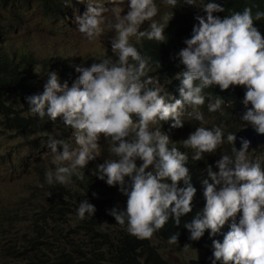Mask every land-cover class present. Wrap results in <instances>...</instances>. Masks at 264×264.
Wrapping results in <instances>:
<instances>
[{
    "label": "clouds",
    "instance_id": "obj_1",
    "mask_svg": "<svg viewBox=\"0 0 264 264\" xmlns=\"http://www.w3.org/2000/svg\"><path fill=\"white\" fill-rule=\"evenodd\" d=\"M7 1L0 45L18 38L25 50L0 48V80L7 65L18 72L4 105L10 119L34 126L11 130L1 110L0 126L48 153V167L27 153L19 162L48 194L54 226L68 223L69 202L76 205L67 235L43 234L37 218L26 239L0 246L1 256L12 260L33 236L50 246L77 237L90 220L88 244L104 264L115 255L170 264L159 247L172 253L183 241L202 253L188 264H264V10L246 0ZM76 5V29L89 42L115 32L108 54L77 64L49 53L35 59L27 51L40 36L34 9L56 23ZM169 26L185 34L162 59L149 45L165 42ZM119 231L135 241L132 251Z\"/></svg>",
    "mask_w": 264,
    "mask_h": 264
},
{
    "label": "rangeland",
    "instance_id": "obj_2",
    "mask_svg": "<svg viewBox=\"0 0 264 264\" xmlns=\"http://www.w3.org/2000/svg\"><path fill=\"white\" fill-rule=\"evenodd\" d=\"M78 10L79 6L72 7L68 18L53 23L51 19H44L38 12L39 9L35 8L29 19L33 26L39 30L40 36L37 41V49L27 51H31L35 59H40L44 53H49L59 56L60 59H65L69 64L83 63L92 57L106 56L115 32L105 30V34L99 40L89 42L76 29L75 15ZM123 13L126 15L127 11ZM109 17H112L111 13H109ZM2 24L4 25L5 22ZM149 26L148 22H144L141 28H149ZM19 43L18 38H12L2 42L0 48L8 54L25 50ZM21 142V136H15L12 131L0 126V246L6 241L26 239L35 219L41 217H43L42 233L47 236L64 237L69 230H74L75 222L71 211L74 210L76 203L69 202L68 223L59 227L54 226L48 217L51 208V202L47 200L48 194L38 189L35 178L25 168L23 169L19 162V156L27 153L32 160H37L40 164L48 167V153L44 148L34 152L30 146ZM68 189L66 186L65 190L68 191ZM12 211L15 212V216L11 214ZM239 215H237V220ZM10 216L13 218L12 221H8ZM93 220L98 222L101 227L106 224L100 215L94 217ZM74 238L76 237L72 236L69 239ZM185 245H188L189 248H184ZM158 250L165 257L171 255L169 257L170 264H188L190 259L202 258V253L194 252L190 245L184 241L175 252L171 253V250L165 247H159ZM0 264L18 263L10 258H4L0 254Z\"/></svg>",
    "mask_w": 264,
    "mask_h": 264
},
{
    "label": "trees",
    "instance_id": "obj_3",
    "mask_svg": "<svg viewBox=\"0 0 264 264\" xmlns=\"http://www.w3.org/2000/svg\"><path fill=\"white\" fill-rule=\"evenodd\" d=\"M7 1V0H3ZM8 0L7 2H9ZM208 2V0H204ZM226 3L233 7L241 3L240 0H225ZM260 9L264 10V0H246ZM6 2V3H7ZM264 28V22H263ZM185 34V32L175 29L173 26H169L166 31V41L165 42H154L150 44L152 50L160 49L162 51V59L165 55L175 49L177 42ZM145 50H149L145 47ZM150 52V50H149ZM9 70L6 76L0 80V110L4 117L5 126L11 130H15L29 123L34 126V123L29 120H24L17 115H13L9 118V109L4 105V96L8 91V87L12 84H16L18 80V72L16 70H11V66H6ZM23 82H28V79H22ZM24 88H19L15 91L14 96H20ZM181 152V150L179 149ZM196 166V162H189L188 167L192 169ZM102 214L105 213L104 210H100ZM52 213V211H50ZM78 232L77 237L74 239H66L65 241L52 245V242L47 240L44 242H39L38 237H31L27 242L29 246H22L23 253H18L20 246L15 248L16 256L12 258L18 264H104L105 257L100 254V252L92 245L88 243L91 240V221H84L77 226ZM119 235L122 238L123 246L129 248L131 251V246L134 244V240L127 237L123 232L119 231ZM97 240L107 243V237L103 234L97 235ZM94 244V243H93ZM11 247L6 248V252H9ZM113 261L111 264H135L134 260L122 256L115 255L112 256ZM192 264H199L198 262H193Z\"/></svg>",
    "mask_w": 264,
    "mask_h": 264
}]
</instances>
